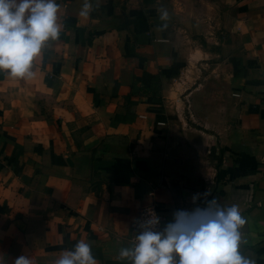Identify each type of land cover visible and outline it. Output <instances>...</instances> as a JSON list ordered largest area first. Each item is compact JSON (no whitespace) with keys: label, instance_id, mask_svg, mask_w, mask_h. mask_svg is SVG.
<instances>
[{"label":"crops","instance_id":"0c3cea01","mask_svg":"<svg viewBox=\"0 0 264 264\" xmlns=\"http://www.w3.org/2000/svg\"><path fill=\"white\" fill-rule=\"evenodd\" d=\"M83 2L57 0L31 79L0 74L6 264H53L80 240L129 264L140 207L163 228L214 197L239 205L242 250L264 264V0H90L88 18Z\"/></svg>","mask_w":264,"mask_h":264},{"label":"clouds","instance_id":"9594fccd","mask_svg":"<svg viewBox=\"0 0 264 264\" xmlns=\"http://www.w3.org/2000/svg\"><path fill=\"white\" fill-rule=\"evenodd\" d=\"M92 10L90 0H84L79 16L88 18ZM59 11L57 0H0V74L13 79L34 76V61L60 37ZM157 13L163 30L169 12L161 7ZM199 198L194 195L193 204ZM135 224L134 242L118 254V259L129 264H256L254 254L242 250L247 219L237 204L225 207L214 197L205 199L203 207L174 212L163 228L154 213ZM0 264H6L2 255ZM14 264L33 261L21 254ZM53 264H97V260L91 243L80 240Z\"/></svg>","mask_w":264,"mask_h":264},{"label":"built area","instance_id":"2783aa9c","mask_svg":"<svg viewBox=\"0 0 264 264\" xmlns=\"http://www.w3.org/2000/svg\"><path fill=\"white\" fill-rule=\"evenodd\" d=\"M154 213L157 217H159L160 219V228L162 226V224L165 222V215L160 212L158 206L156 203H149V204H146L142 207H140L131 224H130V227H131V232H130V235L128 237V241H129V244L131 245L133 242H134V237L136 235V224L135 222L136 221H139V220H146L150 214Z\"/></svg>","mask_w":264,"mask_h":264}]
</instances>
